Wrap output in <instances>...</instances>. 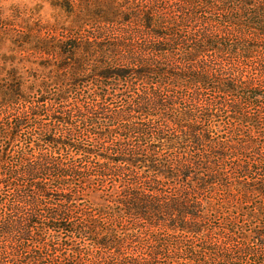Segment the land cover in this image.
I'll use <instances>...</instances> for the list:
<instances>
[{"label":"trees","instance_id":"16d2710c","mask_svg":"<svg viewBox=\"0 0 264 264\" xmlns=\"http://www.w3.org/2000/svg\"><path fill=\"white\" fill-rule=\"evenodd\" d=\"M35 48L61 56L41 89L57 85L52 99L0 76V181L26 182L1 181L0 264H264V0H148ZM71 91L85 101L49 111ZM73 177L105 204L66 187Z\"/></svg>","mask_w":264,"mask_h":264},{"label":"rangeland","instance_id":"374dc122","mask_svg":"<svg viewBox=\"0 0 264 264\" xmlns=\"http://www.w3.org/2000/svg\"><path fill=\"white\" fill-rule=\"evenodd\" d=\"M147 2L148 0H0V38L2 40L0 43V76L2 77L1 73H3V70L14 69L23 78V90L29 94L31 99L37 100L41 96L52 99V96L57 92V85H52L46 93H43L46 91V88L45 90L41 89L45 85L49 87L52 84L51 82L54 78H49L48 76L51 73H55L53 64L61 63V56L56 53L48 56L38 51L35 46H38L42 42L50 46H54L61 40L65 42L68 32L76 31L81 23L93 19L97 12L111 14L116 11L117 14L122 16L131 12L132 9L145 8ZM118 85L121 90L126 89L123 83L120 82ZM85 87L87 88L85 92L94 89L92 85ZM67 96V102L51 105L49 111L62 112V107L70 109L74 103L85 101L84 99H80L78 93L74 91L68 92ZM260 116L264 119V114ZM222 120L224 122L225 117H222ZM40 121L43 124L51 126L54 132L63 134L66 131L64 127L57 122L51 121L47 116L42 117ZM72 122H77V119H72ZM36 126L37 123L32 121L29 129L24 128L21 131V140L28 133L36 136L39 133ZM100 127L104 126L98 124L97 129ZM105 131L107 132L108 129L105 128ZM90 137L92 138L87 139L90 142L89 144L95 143V137ZM75 139L79 140L80 138ZM2 144L3 140L0 139V147ZM42 151L48 154L53 152V149L47 148L42 143ZM56 154L60 158H66L68 164L72 167L81 166L80 164L84 162L83 160L74 158V152L71 150L65 151L59 149L56 151ZM9 160L8 162L15 166V158ZM6 166L4 167L5 169ZM0 168L2 169L3 167ZM251 176L253 174L249 175L248 178L232 175L231 178H238L235 183H238L236 186L240 187L239 183L251 181ZM41 177L45 179L43 182L51 184L48 179L50 178L49 175L44 174ZM254 177L262 179L264 178V174L259 173V175H255ZM18 179H12L7 174L1 181L8 185L4 187L5 189L0 187V190L2 188L5 191H9L8 188L12 187L10 184L25 182V180ZM1 181L0 186H2ZM231 182L235 184L234 181H230L229 183ZM66 187L71 188L72 192L76 194L85 192L87 194L86 201L89 204L94 206L105 204L104 195L101 192L103 189L97 185L95 180L89 183H81L77 177H73L69 179ZM110 189L111 187L107 186L105 190L111 191ZM219 193L222 195L220 198L228 197V194L232 195V191L228 189ZM239 201L238 199V203ZM236 202L237 200L235 199L233 205H237L238 203ZM235 216V214H231L228 217ZM216 219L212 220V226L223 225L221 216H217Z\"/></svg>","mask_w":264,"mask_h":264}]
</instances>
